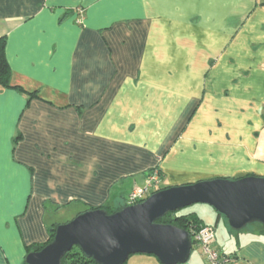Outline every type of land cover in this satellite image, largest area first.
Masks as SVG:
<instances>
[{"label":"crops","instance_id":"0c3cea01","mask_svg":"<svg viewBox=\"0 0 264 264\" xmlns=\"http://www.w3.org/2000/svg\"><path fill=\"white\" fill-rule=\"evenodd\" d=\"M1 36L22 88L0 84V264L154 168L264 176V0H0ZM206 207L231 264H264L261 222Z\"/></svg>","mask_w":264,"mask_h":264},{"label":"water","instance_id":"95a60500","mask_svg":"<svg viewBox=\"0 0 264 264\" xmlns=\"http://www.w3.org/2000/svg\"><path fill=\"white\" fill-rule=\"evenodd\" d=\"M195 203L211 205L237 230L254 221L264 225V176L219 177L173 185L113 213L89 209L59 224L53 240L29 252L25 261L61 264L65 253L78 246L98 264H125L136 253L155 255L162 264L186 263L193 248L191 233L157 220Z\"/></svg>","mask_w":264,"mask_h":264},{"label":"trees","instance_id":"16d2710c","mask_svg":"<svg viewBox=\"0 0 264 264\" xmlns=\"http://www.w3.org/2000/svg\"><path fill=\"white\" fill-rule=\"evenodd\" d=\"M11 75H12L11 74V66H10L9 61L7 60V56H6V36H1L0 37V84L3 87L14 86V87H18L21 89L22 88L21 86L13 85L11 83ZM30 94L31 95H38L36 92H31ZM155 169H157V168H154L153 170H155ZM171 186H173V185H171ZM167 187H169V186H164V187L161 186L160 188L154 190V192L157 190L163 189V188H167ZM127 205L128 204L126 203L124 206H121L115 210L108 205L99 206V207H95V208H91V209L101 208V209H104L107 213H113V212H116L118 210L123 209ZM178 210L179 209L168 212L165 216L158 219L157 221L161 222V223L174 224V225H177L179 227L185 228L186 230H188L191 233L192 242L194 245L195 241L193 238V233L196 229H198L200 226L203 225V220L195 212L189 211L186 213H179ZM58 225L59 224H54L50 228V238L46 242L32 244L29 247V252H32L35 250H40L44 246H46L48 243H50L53 240V237H54L55 231H56V227ZM227 255L230 256V258H231L230 261H233L236 258L232 254H227ZM127 261H126V263H127ZM24 264H28V263L25 261ZM61 264H98V263L94 259L87 257L82 252L80 247L74 246L69 251H67L65 253V255L62 257ZM228 264H231V262Z\"/></svg>","mask_w":264,"mask_h":264},{"label":"built area","instance_id":"2783aa9c","mask_svg":"<svg viewBox=\"0 0 264 264\" xmlns=\"http://www.w3.org/2000/svg\"><path fill=\"white\" fill-rule=\"evenodd\" d=\"M162 186V176L159 169L152 171L143 186H136L129 193L126 203L133 205L144 201L154 190ZM195 243H197L206 258L207 264H228L230 256L221 253L213 244L215 240V229L212 226L202 225L193 233Z\"/></svg>","mask_w":264,"mask_h":264},{"label":"rangeland","instance_id":"374dc122","mask_svg":"<svg viewBox=\"0 0 264 264\" xmlns=\"http://www.w3.org/2000/svg\"><path fill=\"white\" fill-rule=\"evenodd\" d=\"M196 181L197 180H191L188 182H196ZM188 182H185V183H188ZM208 205L206 203H195V204L183 207V208L179 209L178 211H179V213H186V212L191 211L193 208H201V207H203V209L208 208V207H206ZM137 256H148V257L141 259V257H137ZM149 257L152 259H148ZM137 259H140L142 262H139V260H137ZM204 262H205V257H204L202 250H201V247L197 243H195L193 245V249H192L189 260L186 263H181V264H204ZM126 264H162V263L160 262V260L155 255L136 253V254H132L130 256V258L128 259Z\"/></svg>","mask_w":264,"mask_h":264}]
</instances>
